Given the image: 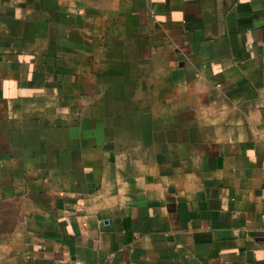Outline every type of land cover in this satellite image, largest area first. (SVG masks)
Masks as SVG:
<instances>
[{
	"label": "crops",
	"instance_id": "0c3cea01",
	"mask_svg": "<svg viewBox=\"0 0 264 264\" xmlns=\"http://www.w3.org/2000/svg\"><path fill=\"white\" fill-rule=\"evenodd\" d=\"M0 264H264V0H0Z\"/></svg>",
	"mask_w": 264,
	"mask_h": 264
}]
</instances>
